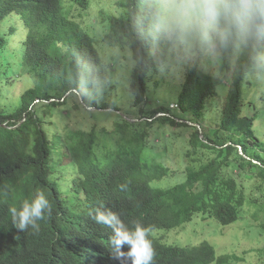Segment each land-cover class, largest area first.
Here are the masks:
<instances>
[{
	"label": "trees",
	"instance_id": "16d2710c",
	"mask_svg": "<svg viewBox=\"0 0 264 264\" xmlns=\"http://www.w3.org/2000/svg\"><path fill=\"white\" fill-rule=\"evenodd\" d=\"M147 2L120 0V16L99 11L97 19L104 28L107 25L103 41L124 52L127 48L134 61L128 90L140 112L150 101V74L160 70L162 54L170 55L150 31ZM71 5L86 10L89 1L71 0ZM80 15H70L63 0H0V99L10 76L26 75L33 81L15 106L8 110L0 106V264H20L26 254L32 264H50L63 238L71 244L72 222L89 221V213L98 209L118 213L129 226L140 222L151 227L154 264L243 261L227 249L219 250L212 237L229 225H242L246 235L255 233L253 238L264 236V140L253 131L257 115L244 112V91H256L264 101V71L253 67L246 51L232 49L218 54L221 63L213 73L200 64L187 65L176 109L155 102L149 112V116L167 112L163 117L131 122L118 113L127 129L106 130L96 123L87 124L91 129L77 128L82 124H72L71 129L63 122L60 126L52 118L68 119L70 109L81 107L102 116L103 110L117 109L113 102H98L101 57L93 37L78 21ZM3 21L22 24L23 48L15 59L10 38L20 28L13 26L6 33ZM220 93L221 107L215 99ZM74 97L76 104L69 105ZM252 103L255 106L256 100ZM210 105L221 109L218 123L206 119ZM148 127L156 130L148 132ZM171 127H183L189 135L190 148L176 161V168L169 158L151 157L174 153L168 146L185 131L160 130ZM147 135L164 137L152 146L164 143L166 148L153 150ZM176 173L183 175L179 183H162ZM37 191L45 192L53 213L40 222L38 232L20 231L11 224L9 209ZM84 201L86 212L76 213V202ZM192 221L212 224L210 232L198 234L199 225H189ZM190 227L193 234L187 231ZM176 228L186 229V237L203 238L194 244H174L166 238H175L179 232L169 231ZM232 236L238 238V233ZM108 247L109 241L86 251L85 263L126 264L112 261Z\"/></svg>",
	"mask_w": 264,
	"mask_h": 264
},
{
	"label": "clouds",
	"instance_id": "9594fccd",
	"mask_svg": "<svg viewBox=\"0 0 264 264\" xmlns=\"http://www.w3.org/2000/svg\"><path fill=\"white\" fill-rule=\"evenodd\" d=\"M147 14L151 33L168 53L194 57L201 52L216 55L239 49L248 53L254 68L264 71V0H148ZM169 59L163 54L159 57L161 72ZM85 204L76 202V213L83 215ZM52 213L53 205L43 191L9 209L11 224L20 231L38 232L40 222ZM66 215L64 212L63 217ZM89 215L91 219L85 222L82 218L78 226L72 222L71 244H65L63 238L62 248L50 264H87L85 252L108 241L112 261L154 264L151 227L140 222L129 226L111 210L98 209ZM26 255L20 264H32Z\"/></svg>",
	"mask_w": 264,
	"mask_h": 264
},
{
	"label": "rangeland",
	"instance_id": "374dc122",
	"mask_svg": "<svg viewBox=\"0 0 264 264\" xmlns=\"http://www.w3.org/2000/svg\"><path fill=\"white\" fill-rule=\"evenodd\" d=\"M89 6L86 10L77 7L76 5H71V0H63L64 5L70 11V15H80L78 17V21L82 23V26L85 30L89 32V34L94 39L95 47L97 48L100 57H101V65L99 67L98 80H97V98L99 103H108L113 102L115 108L117 109H106L103 110L102 116L100 114H91L86 112L81 107L76 109H70V118L68 119H58V117L52 118L55 122H58L62 125L69 123L71 129L73 128L72 124H82V126H77V128H85L91 129V126L87 124L96 123L99 126H105L106 130H111L113 127L118 126V128L127 129L126 126L122 127V119L117 115L121 113L124 118L128 119L131 122H144L146 120H153L157 117H163L167 115V112L164 113H156L153 116H149V112L152 110L155 102H158V106L169 105L170 111L176 109L175 103L177 99V95L180 89V86L183 84L186 66L189 64H200L204 70L213 73L219 68V64L221 60L218 58L219 55H213L207 52L198 53L194 57H177L175 54L169 55L170 59L166 63L164 71L160 70L156 74H150L151 80L149 85L150 87V101L148 103V107H144V111L140 112L139 107H135L133 104V97L128 90L129 84V76L134 67V61L126 48V52H124L120 47H114L106 44L102 39V34L107 25L100 23L98 19L99 11L107 12L111 15L120 16L123 13V9L118 6L117 2L120 0H88ZM4 22V21H3ZM2 22V23H3ZM13 26H17L20 30L17 32L16 37L10 38L11 40V51L13 52L12 58L15 59L16 55H19V50L23 48L22 44V36H24L22 30V24L20 21L15 22H4L2 28L4 32H9ZM208 60H212L209 62ZM13 65V64H12ZM15 67V66H14ZM10 82L6 83L3 87L4 92H2V98L0 99V106L4 109L8 110L15 106L18 102L19 95L27 88L33 85V81L26 75L14 78L13 75L9 77ZM264 79L263 75L261 77ZM222 87H219V89ZM260 91V89H259ZM244 94L246 99H244L245 107L244 112H248L249 114L257 115L253 125V131L261 140H264V101L259 99V93L256 91L250 90L249 92ZM219 106H222V94L217 95L215 97ZM78 100V97H74L68 101L69 105H75ZM256 100V107L252 102ZM161 102V103H159ZM10 105V106H9ZM214 105V104H213ZM213 105L208 106L206 109L208 121H212L214 123H218L220 121L221 109L214 107ZM63 113H67V110H62ZM105 112V113H104ZM171 114V112H169ZM92 117V118H90ZM102 128V127H101ZM143 127H138L137 130L140 131ZM205 128H208V125L205 124ZM60 130L64 131L65 128L62 127ZM156 130L155 127H148L147 131L151 132ZM160 130L164 131H181L183 130V134L180 133L176 137L177 143L173 145H169L170 151H173L172 154H163V155H151V157H160L162 159L169 158L172 160L171 163L172 168H176L179 165L176 163L177 160L183 159L185 151L189 149V145L187 144V140L189 139V135L187 129H183V127H171V128H161ZM126 133V132H125ZM128 133V132H127ZM122 136H129L124 135ZM147 140L149 142V146L153 148V150H163L165 149L164 143L159 145H153L152 142L160 141L163 142L164 137H160L154 139V135H147ZM175 139V138H174ZM146 140V141H147ZM103 142H107L104 140ZM110 148H116V145H108ZM165 147V148H164ZM167 147V148H168ZM61 148L59 147L58 150ZM109 150H107L108 152ZM112 151V150H110ZM114 152V151H112ZM236 176V174H235ZM183 178V175L180 173H176L174 176H170L165 178L162 182L164 185H172L175 183H179ZM239 178V177H238ZM256 181V179H255ZM257 182V181H256ZM258 183V182H257ZM251 184V183H248ZM199 225L196 232L198 234H207L210 232L212 224L207 226H203L204 224L196 223V221L190 222L191 224ZM194 225V226H195ZM242 225L234 226L229 225L223 228L221 235L218 234L214 239L219 244V250L227 249L230 253L235 254L238 257H242L243 261L237 262L236 264H264V236L260 238H253L255 233H251L250 235L245 234V230L241 229ZM190 227L187 231L190 234H193L192 229ZM186 229L184 228H176L172 229L170 233L175 234V238L172 236H167L166 240L173 241L174 244L180 245H189L194 244L197 240L202 239V235L186 237L185 236ZM238 233V238L232 236V234ZM189 234V233H188Z\"/></svg>",
	"mask_w": 264,
	"mask_h": 264
}]
</instances>
